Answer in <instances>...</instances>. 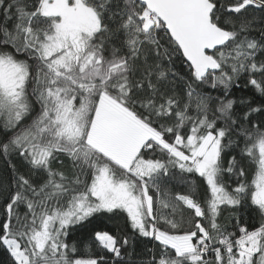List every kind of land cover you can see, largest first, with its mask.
Masks as SVG:
<instances>
[{
  "label": "snow or ice",
  "instance_id": "6c2138e0",
  "mask_svg": "<svg viewBox=\"0 0 264 264\" xmlns=\"http://www.w3.org/2000/svg\"><path fill=\"white\" fill-rule=\"evenodd\" d=\"M0 160L9 264H264V0H0Z\"/></svg>",
  "mask_w": 264,
  "mask_h": 264
},
{
  "label": "trees",
  "instance_id": "16d2710c",
  "mask_svg": "<svg viewBox=\"0 0 264 264\" xmlns=\"http://www.w3.org/2000/svg\"><path fill=\"white\" fill-rule=\"evenodd\" d=\"M165 63H167V62L165 61ZM175 67L181 73L186 72V68L184 67L183 64H181L179 62V60L176 61ZM241 84H243V81H241ZM205 91H209V90L205 89ZM245 92H247V89H244L243 91L241 89H234V95H236V96H240V95L244 94ZM215 94L216 93L213 92V95H215ZM233 154L237 155V157L239 158V150L238 149L235 150V152L230 151L225 156V163L227 162V159H229L230 156ZM243 166L245 167L246 171L248 172V178L250 180L251 176L253 174L254 166L251 165V163L246 158L243 161ZM54 167L63 168L69 174L71 173V164L69 161H67L66 158L64 159L63 165H61L59 163H55ZM7 174L8 173L5 171L4 161L0 160V175H7ZM189 179L194 180L196 182L198 189H199L197 195L202 196L203 195V188L205 186L202 184L201 178L193 175V176H190ZM227 182L232 187H234L235 186V177H233L231 180H228ZM170 187H171V190L173 191V193H175V192H187L189 190L187 185L181 184L178 181H174ZM153 195H154V193H153ZM4 218H5V214L3 212V197H0V220H3ZM229 218H230V213H229V211L226 210L219 219H220V222L222 224L229 225V227H230ZM244 218L247 220L248 227L250 230H253L255 227H259L260 219L256 214H252L251 216H245ZM101 224L106 229H110L113 235H121V234H123L124 231H128L129 233L131 232L130 229H126L125 222L123 219L105 220V221H101ZM72 242H73V239H69V243L71 244ZM151 247H153L152 241L148 240L147 238L138 237L134 251L137 254L143 253L142 258L147 259V258H149V253L147 250ZM81 251L85 252L86 249L83 246H81ZM127 251H133V247L130 246ZM9 260H10V256L7 253V251L4 248H0V264H9Z\"/></svg>",
  "mask_w": 264,
  "mask_h": 264
}]
</instances>
